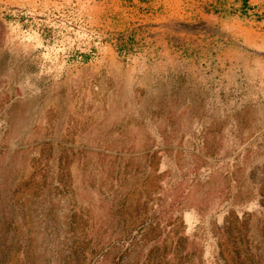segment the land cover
Segmentation results:
<instances>
[{"label": "rangeland", "instance_id": "obj_1", "mask_svg": "<svg viewBox=\"0 0 264 264\" xmlns=\"http://www.w3.org/2000/svg\"><path fill=\"white\" fill-rule=\"evenodd\" d=\"M249 2L189 17L163 0H0L1 169L26 179L42 154L60 172L28 196L21 237L75 235L121 199L102 233L141 239L130 264H222L229 210L263 215L264 0Z\"/></svg>", "mask_w": 264, "mask_h": 264}, {"label": "trees", "instance_id": "obj_2", "mask_svg": "<svg viewBox=\"0 0 264 264\" xmlns=\"http://www.w3.org/2000/svg\"><path fill=\"white\" fill-rule=\"evenodd\" d=\"M238 1L241 3L242 13H247L250 0ZM9 18L19 20L26 27L30 25L24 22L23 18L11 16ZM42 25L41 34L46 39L51 36V29L45 22ZM80 55L81 59L87 61L93 54L82 52ZM45 144L48 145V149L53 150V144L38 145L45 147ZM16 152H24V149H17ZM41 155L30 158L32 169L26 179L25 174L19 175L20 168L13 165L3 170L0 165V177L4 176L3 180L0 179V264H130L133 250L139 248L141 239L134 238L127 242L121 236H107L102 233L106 226L107 228L120 226L124 208L121 199L103 206L95 220L84 221L79 218L77 222L76 219L68 222V226L73 227L75 235L62 237L58 232L52 235L48 234L45 228H42L45 232L43 235L29 233L26 237H21L18 234L27 229L26 220L21 213L25 214L31 210L32 204L27 200L28 196L31 199H38L43 195L44 188L56 185L53 179L60 175L58 167L54 165L55 158H43ZM58 166L60 167L59 163ZM260 189L259 201L263 207V215L257 216L249 211L239 213L234 208L227 213L221 226L223 233L218 243L222 264H264V192L262 188ZM31 202L35 203L33 200ZM252 216L257 217V232L251 231ZM57 222L59 221L53 223H56L55 230L59 231L61 227ZM84 230L85 233L82 232ZM184 238L189 240L188 237ZM189 243L193 241L190 240ZM176 244L171 252L173 259L181 255H179L181 240ZM162 250L161 256L163 255V258L165 256L166 259L168 253L165 251L168 249ZM202 258L203 252L200 250L198 259ZM189 260L188 263L191 264L193 260L190 258Z\"/></svg>", "mask_w": 264, "mask_h": 264}, {"label": "crops", "instance_id": "obj_3", "mask_svg": "<svg viewBox=\"0 0 264 264\" xmlns=\"http://www.w3.org/2000/svg\"><path fill=\"white\" fill-rule=\"evenodd\" d=\"M171 12L185 16L211 14L212 8L222 6L224 0H163Z\"/></svg>", "mask_w": 264, "mask_h": 264}, {"label": "water", "instance_id": "obj_4", "mask_svg": "<svg viewBox=\"0 0 264 264\" xmlns=\"http://www.w3.org/2000/svg\"><path fill=\"white\" fill-rule=\"evenodd\" d=\"M257 53L264 55V51H257Z\"/></svg>", "mask_w": 264, "mask_h": 264}]
</instances>
